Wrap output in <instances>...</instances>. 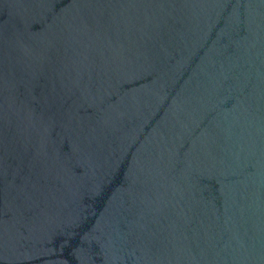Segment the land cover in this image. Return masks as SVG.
<instances>
[{"label": "water", "instance_id": "water-1", "mask_svg": "<svg viewBox=\"0 0 264 264\" xmlns=\"http://www.w3.org/2000/svg\"><path fill=\"white\" fill-rule=\"evenodd\" d=\"M0 264H264V0H0Z\"/></svg>", "mask_w": 264, "mask_h": 264}]
</instances>
